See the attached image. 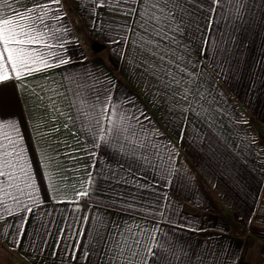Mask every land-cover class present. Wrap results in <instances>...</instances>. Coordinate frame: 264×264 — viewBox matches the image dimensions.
Returning a JSON list of instances; mask_svg holds the SVG:
<instances>
[{"label":"crops","instance_id":"0c3cea01","mask_svg":"<svg viewBox=\"0 0 264 264\" xmlns=\"http://www.w3.org/2000/svg\"><path fill=\"white\" fill-rule=\"evenodd\" d=\"M200 3L216 11L181 0L182 31L166 39L140 26L143 0L53 5L67 31L49 51L68 62L49 56L52 67L0 83V120L19 135L0 134L19 139L34 182L20 196L32 210L8 199L13 214L0 217V264H136L131 251L153 244L163 248L148 264H264V0ZM156 43L169 49L163 62ZM114 104L135 144L100 139ZM193 169L244 237L230 233Z\"/></svg>","mask_w":264,"mask_h":264},{"label":"snow or ice","instance_id":"6c2138e0","mask_svg":"<svg viewBox=\"0 0 264 264\" xmlns=\"http://www.w3.org/2000/svg\"><path fill=\"white\" fill-rule=\"evenodd\" d=\"M29 2H31V7L27 6ZM119 2L120 0H116V3ZM184 2L194 3L208 12L216 11L215 7L206 6L200 3V0H184ZM233 2L237 5L241 4V0H229V3ZM60 3L61 0H0V83L12 79L21 80L35 72L52 67L53 65L48 62L49 56L58 58L60 64L68 62L59 53L49 51L52 48L64 46L63 33L67 31V28L58 26L63 22L64 16L61 14V8L53 7ZM180 4L181 0H143L141 5L143 11L140 13L143 23L140 26L144 28L145 32H151L160 36L161 39H166L169 31H182L174 14L175 10L180 8ZM211 4L219 5L221 0H211ZM236 11L239 13V7ZM212 23L213 21L209 20V27L212 26ZM171 39L175 42L174 36ZM145 43L153 44V41L146 40ZM154 47L157 50L153 51L152 55L157 56L163 62L169 49L167 46L161 47L159 43H156ZM168 63H173V61L168 60ZM110 100L109 97L108 102ZM119 107L118 104L112 105L113 115L117 118L108 117L109 127L107 132L100 136V139L104 143L111 140L124 141L129 145L135 144L134 138L138 135L135 126L129 123L127 116L117 111ZM107 112V107L103 108L101 116ZM133 119L137 123H141V127H143L139 117H133ZM144 119L147 117L145 116ZM98 124L99 121H97ZM4 128H10L17 136L19 135V129L14 120H0V129ZM89 130L91 131V128ZM100 131L104 130L101 128ZM95 135L96 133L93 132V136ZM19 143V139L8 133L0 134V217L13 214L14 209L8 204V199L13 200L17 208L23 207L29 212L32 210L20 199V196L23 195H29V197L33 195L32 191L27 190L33 189L34 182L23 163V150L19 147ZM121 150H123V145H121ZM135 152L136 148L132 147L131 154L135 155ZM144 160L147 161V157H144ZM18 173L24 174L23 188L20 187L21 177ZM48 179L51 180V177L49 176ZM9 189H15L19 195H13ZM78 195H87V192H81ZM125 243L127 242L125 241ZM135 244L139 245L140 241H135ZM159 248H163V245L153 244L147 246L146 249L137 248L131 251V257L140 256V260L136 261V264H148V258L155 257V249ZM121 252H123V248H121ZM128 264H133L131 258H128Z\"/></svg>","mask_w":264,"mask_h":264},{"label":"trees","instance_id":"16d2710c","mask_svg":"<svg viewBox=\"0 0 264 264\" xmlns=\"http://www.w3.org/2000/svg\"><path fill=\"white\" fill-rule=\"evenodd\" d=\"M193 172H194V177H195L196 182L206 192V194L208 195L211 202L216 208V214L220 218H222L225 221V223L228 225L230 229V233L236 237H240V238L244 237L245 230L239 225H237L235 221L231 218V216L224 211L222 205L216 199L212 190L210 189L208 184L205 182V180L200 176V174L196 172L194 169H193Z\"/></svg>","mask_w":264,"mask_h":264},{"label":"built area","instance_id":"2783aa9c","mask_svg":"<svg viewBox=\"0 0 264 264\" xmlns=\"http://www.w3.org/2000/svg\"><path fill=\"white\" fill-rule=\"evenodd\" d=\"M74 24H78V19L74 20ZM87 35L91 37L95 42H99L98 37L94 34V32L87 31Z\"/></svg>","mask_w":264,"mask_h":264},{"label":"water","instance_id":"95a60500","mask_svg":"<svg viewBox=\"0 0 264 264\" xmlns=\"http://www.w3.org/2000/svg\"><path fill=\"white\" fill-rule=\"evenodd\" d=\"M93 48H94V50H101L102 49V47L99 44H95L93 46Z\"/></svg>","mask_w":264,"mask_h":264}]
</instances>
